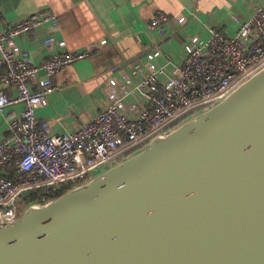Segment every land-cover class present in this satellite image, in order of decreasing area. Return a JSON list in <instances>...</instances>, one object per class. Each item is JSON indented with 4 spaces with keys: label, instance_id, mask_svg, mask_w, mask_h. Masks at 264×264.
Listing matches in <instances>:
<instances>
[{
    "label": "water",
    "instance_id": "95a60500",
    "mask_svg": "<svg viewBox=\"0 0 264 264\" xmlns=\"http://www.w3.org/2000/svg\"><path fill=\"white\" fill-rule=\"evenodd\" d=\"M0 264H264V68L15 222Z\"/></svg>",
    "mask_w": 264,
    "mask_h": 264
},
{
    "label": "built area",
    "instance_id": "2783aa9c",
    "mask_svg": "<svg viewBox=\"0 0 264 264\" xmlns=\"http://www.w3.org/2000/svg\"><path fill=\"white\" fill-rule=\"evenodd\" d=\"M170 21V15L158 9L148 30L165 37ZM238 23L234 36L211 28L207 41L188 40L182 62L169 73L160 63L163 53L157 46L146 62L110 87L104 107L92 120L76 130L54 134L53 124L62 118L40 120L38 110L57 90L55 80L65 66L100 52L108 40L74 51L68 49L66 40L51 34L43 40L47 60L36 65L31 52L20 50L17 40L22 35L35 38L44 29L56 32V14L45 9L13 23L1 20L4 74L0 80L13 86L16 95L0 93V116L17 105L23 110L7 118L6 133L0 137V222L13 223L30 205L46 204L87 183L120 162L127 151L170 132L192 112L224 100L261 71L264 3L249 20ZM27 195H37L40 201L27 203Z\"/></svg>",
    "mask_w": 264,
    "mask_h": 264
},
{
    "label": "crops",
    "instance_id": "0c3cea01",
    "mask_svg": "<svg viewBox=\"0 0 264 264\" xmlns=\"http://www.w3.org/2000/svg\"><path fill=\"white\" fill-rule=\"evenodd\" d=\"M263 3L264 0H0V21L13 23L45 9L56 14V32L44 29L35 38L22 35L17 40L20 50L31 52L36 65L47 60L43 40L51 34L66 40L68 49L74 51L108 40L100 52L65 66L55 80L57 90L38 110L40 120L62 118L53 124L52 132L56 134L76 130L92 120L104 107L110 87L146 62L149 52L157 46L163 53L160 63L169 73L182 62L188 40L207 41L211 28L234 36L238 20H249ZM158 9L171 17L165 37L148 30ZM3 74L0 64V78ZM0 93L16 95L14 87L1 80ZM22 110L17 105L0 116V137L6 133L7 118Z\"/></svg>",
    "mask_w": 264,
    "mask_h": 264
},
{
    "label": "trees",
    "instance_id": "16d2710c",
    "mask_svg": "<svg viewBox=\"0 0 264 264\" xmlns=\"http://www.w3.org/2000/svg\"><path fill=\"white\" fill-rule=\"evenodd\" d=\"M197 112H198V111H196V112H192L190 115H188L187 117H185L183 120H181V121H179V122H176V123H175L170 129H168V130L170 131V130L174 129L176 126H178L179 124H181L183 121H185V120L188 119L189 117L195 115ZM146 145H147V144H145V145H143V146H140V147H137V148H133V149L127 151V152L124 154L123 158H124V157L127 158V157L133 155L134 153H136V152H138L139 150H141L142 148H144ZM123 158H120V161H122ZM125 158H124V159H125ZM69 189H70V187L68 188V190H69ZM60 196H61V195H59V197H60ZM24 201L27 202V203L32 204V203H37V202H39L40 200H39V198H38L37 195H27L26 197H24Z\"/></svg>",
    "mask_w": 264,
    "mask_h": 264
},
{
    "label": "rangeland",
    "instance_id": "374dc122",
    "mask_svg": "<svg viewBox=\"0 0 264 264\" xmlns=\"http://www.w3.org/2000/svg\"><path fill=\"white\" fill-rule=\"evenodd\" d=\"M121 158H123V156H122ZM124 158H125V157H124ZM124 158H123V159H124Z\"/></svg>",
    "mask_w": 264,
    "mask_h": 264
}]
</instances>
